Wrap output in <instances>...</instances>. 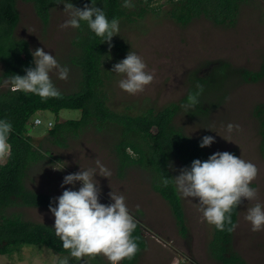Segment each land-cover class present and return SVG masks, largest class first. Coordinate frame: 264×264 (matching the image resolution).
<instances>
[{
	"label": "rangeland",
	"instance_id": "obj_1",
	"mask_svg": "<svg viewBox=\"0 0 264 264\" xmlns=\"http://www.w3.org/2000/svg\"><path fill=\"white\" fill-rule=\"evenodd\" d=\"M17 7L21 18L16 36L27 40L31 50L43 47L55 55L61 65L69 66L67 79H59L55 70L50 73L59 91L70 93L77 90L79 69L67 64L73 54L72 39L76 28L60 27L69 18V12L64 11L65 6L59 5L53 9L48 26L37 17L32 4L18 0ZM169 9V0H160L150 7L144 19L120 23L117 37L128 44V51H136L143 57L148 69L154 70L155 79L142 92L127 93L118 86L121 75L111 70L128 51L123 55H113L109 59L111 80L108 84L109 103L114 110L136 114L151 107L160 110L172 102L181 103L195 75L209 77L214 68L222 64L251 71L260 68L264 57V0H251L243 5L235 27L216 26L206 20L181 26L167 16ZM221 83L226 96L219 107L202 116L197 112L189 113L194 109L183 106L175 118V124L182 126L192 138L214 136L215 142L207 147L209 154L229 151L257 166L258 174L251 184L257 195L254 200L244 199L240 204L233 246L246 264H264V231L253 232L251 224L245 219L248 207L257 202L264 204V141L258 114L259 110H264V79L257 83L241 81L238 84V78L234 76ZM4 88L5 85L0 82V91ZM216 95V92L208 91L206 98L218 101L220 97ZM259 106L261 109H258ZM207 108L210 109V106L207 105ZM35 116H40L43 124L39 127L29 124L30 135L37 148L44 152L49 149L50 154L47 161L32 168L26 180L29 189L57 197L64 190L61 184L65 175L79 171L80 167H95V161L99 159L111 171L109 178L96 177L102 189L101 202L110 203L109 193L112 191L124 195L131 214L142 223L147 248L142 251L138 264H173L174 260L178 264H221L214 258L215 226L202 219L196 198L192 200L181 196L189 230L184 238L169 204L153 189L150 171L137 165L124 170L123 175L119 172L113 151V136L107 132L88 130L79 137H70L67 146L60 147L48 136V122L55 124L58 120H79L81 111L64 110L58 116L45 112ZM229 122L239 124V130L228 133L226 126ZM7 159L0 156V164H5ZM182 168L178 159L173 160L175 176ZM79 186L80 182H77L75 187L78 189ZM6 211L8 214L22 213L27 220L54 226L55 218L49 209L14 206ZM77 258L56 253L43 245H24L10 255L0 256V264H110L102 253L95 257L86 255Z\"/></svg>",
	"mask_w": 264,
	"mask_h": 264
},
{
	"label": "trees",
	"instance_id": "obj_2",
	"mask_svg": "<svg viewBox=\"0 0 264 264\" xmlns=\"http://www.w3.org/2000/svg\"><path fill=\"white\" fill-rule=\"evenodd\" d=\"M22 1L33 5L37 17L45 26L50 22L53 9L64 5L58 4L57 0ZM159 1L133 0L132 7H124L123 0H95L96 6L104 8L109 19L117 17L119 23H134L144 19L150 7ZM250 1L169 0L167 16L181 26H188L196 20H206L216 26L235 27L243 5ZM17 2L18 0H0V82L5 85L0 91V118L10 120L13 125L7 140L11 147L9 153L5 154L7 162L0 164V256L10 255L24 245H43L56 253L70 255V250L63 247V242L56 235L54 226L27 220L22 213L8 214L6 211L14 206L49 209L53 197L34 192L26 185L32 168L47 161L50 154L49 149L44 152L34 145L28 125L36 114L51 112L58 116L64 110H79L81 118L63 122L58 120L47 130L50 139L56 145L66 147L70 137H79L88 130L107 132L106 134L113 136V151L119 172L122 174L129 167L137 165L149 170L153 175V189L169 204L179 232L186 238L189 230L181 194L177 192L171 179L175 176L172 162L178 159L183 167L190 166L194 159L206 160L210 154L207 147L199 146L201 139L190 137L182 126L175 124V118L183 106L185 109H194L189 113L197 112L202 116L219 107L220 101L226 96L221 81L225 82L229 77L236 76L238 84L241 81H262L264 57L256 71L235 68L226 63L215 67L209 77L201 78L197 74L181 103L172 102L160 110L151 107L141 113L131 114L127 110L117 111L110 106L108 84L111 80L109 59L113 55L125 54L129 49L128 44L115 35L111 41L112 46L109 47L108 42H103L102 38L91 32L86 22H82L81 27L76 28L72 39L73 54L67 63L79 69L80 81L77 83V90L70 93L60 91L59 96L48 98L31 92H13L11 76L23 75L25 67L34 66L29 42L16 36L21 18ZM72 3L79 8H83L85 4L91 6V0H72ZM219 90L221 91L218 93ZM208 91L216 92L217 98L220 97L218 101L207 100ZM189 95L197 97L198 102L195 105H190ZM185 112L188 113L187 110ZM258 114L264 141V110H259ZM162 177L170 178L167 185L163 184ZM239 210L240 205L232 212L235 226ZM136 223L133 236L137 238L139 251L131 259L122 260L120 264H138L142 251L147 248L142 223L138 219ZM227 227L230 225H226L224 231L215 228L214 258L221 264H246V260L233 246L235 227L231 232L227 231ZM91 256L95 257L96 254Z\"/></svg>",
	"mask_w": 264,
	"mask_h": 264
},
{
	"label": "clouds",
	"instance_id": "obj_3",
	"mask_svg": "<svg viewBox=\"0 0 264 264\" xmlns=\"http://www.w3.org/2000/svg\"><path fill=\"white\" fill-rule=\"evenodd\" d=\"M57 3H63L64 11L69 12V18L60 25L61 28L79 29L81 23L86 22L91 32L102 38L103 42H108L109 47L112 46V38L120 32L119 18L109 19L104 8L96 6L95 0H91V6L85 4L83 8L76 7L72 0H57ZM123 6L132 7L133 0H123ZM30 51L34 66L25 67L23 75L11 76V90L31 92L42 98L59 96L60 91L50 73L55 70L59 79H67L69 66L61 65L56 56L45 51L43 47ZM111 72L121 75L118 86L129 94L142 92L155 79L154 70H149L143 57L132 50L113 65ZM188 100L190 105L198 102L195 95H189ZM36 119L41 120L40 125L34 123ZM42 124L40 116L32 119V126L39 127ZM52 125L53 122L49 121L48 127ZM12 128L10 120L0 118L1 157L10 151L3 152L1 147L6 146ZM239 128V124L229 122L226 131L231 133ZM215 139L212 135H205L199 146L210 147ZM257 174L258 168L252 161L229 151H216L206 160L194 159L190 166L182 168L179 175L172 176L171 179L183 198L198 200L204 221L214 225L218 231H224L226 225H230L227 231L231 232L235 227L232 220L233 210L244 199L252 201L256 198V189L251 184ZM97 175L108 178L111 176L110 169L99 159L95 161V167H80L79 171L65 175L61 184L64 190L61 195L52 198L49 211L55 218V233L63 242V247L70 250L71 256L102 253L110 264H120L122 260L131 259L139 251L137 238L133 236L137 223L124 195L112 191L109 193L111 202H101L102 189L96 179ZM169 181V177H162L163 184L167 185ZM77 182H80L78 189L75 187ZM65 185L73 187H64ZM246 211L245 219L251 224V230L264 231V204L257 202ZM173 264H178V261L174 260Z\"/></svg>",
	"mask_w": 264,
	"mask_h": 264
},
{
	"label": "built area",
	"instance_id": "obj_4",
	"mask_svg": "<svg viewBox=\"0 0 264 264\" xmlns=\"http://www.w3.org/2000/svg\"><path fill=\"white\" fill-rule=\"evenodd\" d=\"M34 123L36 124V125H40L41 124V120L40 119H36L35 121H34ZM49 125H51V123L49 124ZM2 148V151L3 152H7V151H9L10 150V146L6 143V146H4V147H1Z\"/></svg>",
	"mask_w": 264,
	"mask_h": 264
}]
</instances>
